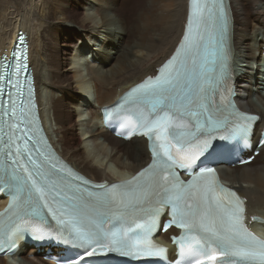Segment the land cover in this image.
<instances>
[{
    "label": "snow or ice",
    "instance_id": "1",
    "mask_svg": "<svg viewBox=\"0 0 264 264\" xmlns=\"http://www.w3.org/2000/svg\"><path fill=\"white\" fill-rule=\"evenodd\" d=\"M230 20L226 0H190L174 54L117 105L120 127L146 137L151 152L147 167L118 183L74 173L38 134L32 87L21 80L28 72L21 34L13 60L0 62V193L11 196L0 214V254H15L22 225L55 222L36 238L66 250L59 264H113L114 256L138 264H264V239L246 226L245 201L216 170L247 146L257 119L228 98ZM169 229L180 230L171 237L173 261L153 240Z\"/></svg>",
    "mask_w": 264,
    "mask_h": 264
},
{
    "label": "bare ground",
    "instance_id": "2",
    "mask_svg": "<svg viewBox=\"0 0 264 264\" xmlns=\"http://www.w3.org/2000/svg\"><path fill=\"white\" fill-rule=\"evenodd\" d=\"M226 2L236 99L242 109L264 116V0ZM186 14L187 0H0V57L8 56L19 30L27 32L44 127L85 177L115 181L149 161L146 140L113 136L101 125L100 108L155 74L178 43ZM101 40L102 47L93 45ZM220 171L246 197L250 225L264 236V146L251 163L221 165ZM161 237L168 240V234ZM40 252L23 246L20 259L0 257V264H53Z\"/></svg>",
    "mask_w": 264,
    "mask_h": 264
},
{
    "label": "rangeland",
    "instance_id": "3",
    "mask_svg": "<svg viewBox=\"0 0 264 264\" xmlns=\"http://www.w3.org/2000/svg\"><path fill=\"white\" fill-rule=\"evenodd\" d=\"M85 41H86V40H82V41L80 40L81 45L85 44V43H86ZM89 45H90V43L88 44V46H89ZM93 45H95L96 47H97V45H99V47H102V46H101V45H102V40L96 42V43L93 44ZM90 48H91V47H90ZM112 48H114V49H116V50L119 49L118 46H117L116 44H115V45H112ZM87 52H88V50L86 49V53H87ZM71 56H72V55H71ZM92 59H93V58L91 57L90 60H92ZM44 92H45V91H44ZM80 93L82 94V92L79 91V96L81 97V94H80ZM83 95H84V94H83ZM83 98H84V97H83ZM78 132H79V129H78ZM84 137L86 138V136H83V135H82L80 138L83 139ZM87 139L89 140V137H87ZM83 140H84V139H83ZM129 145H131V144H129ZM131 146H134V142H133V145H131ZM17 263L20 264V261L18 260Z\"/></svg>",
    "mask_w": 264,
    "mask_h": 264
}]
</instances>
